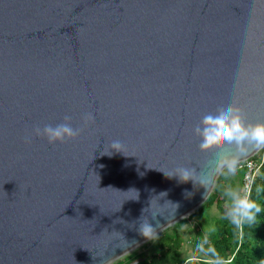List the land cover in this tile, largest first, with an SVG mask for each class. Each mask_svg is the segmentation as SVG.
<instances>
[{
  "label": "water",
  "instance_id": "95a60500",
  "mask_svg": "<svg viewBox=\"0 0 264 264\" xmlns=\"http://www.w3.org/2000/svg\"><path fill=\"white\" fill-rule=\"evenodd\" d=\"M221 97L264 120V0H0V264H113L149 241L143 216L159 233L187 219L215 184L157 168L192 158ZM66 115L78 137L25 142Z\"/></svg>",
  "mask_w": 264,
  "mask_h": 264
},
{
  "label": "clouds",
  "instance_id": "9594fccd",
  "mask_svg": "<svg viewBox=\"0 0 264 264\" xmlns=\"http://www.w3.org/2000/svg\"><path fill=\"white\" fill-rule=\"evenodd\" d=\"M207 95L206 93L205 96ZM94 119L95 116L92 112L86 113L83 117L85 124L93 122ZM81 131L82 128L72 126L71 117L66 115L61 123L46 124L43 128L36 127L32 134L25 137V142L30 143L32 135L44 136L49 144L65 142L78 137ZM194 132L192 158L169 169H157L162 171L166 177L175 178L178 183H183L185 180H191L192 186L202 183L204 189L215 184L218 176L224 177L226 182L220 186L225 200L224 218L238 229L246 224H256L258 214L264 209L251 198L250 192L233 184L230 178L238 173L243 158L251 148L264 147V120L254 122L248 120L240 105L221 97L215 102L206 100L202 103L194 120ZM213 142L223 143L205 161L201 162L198 159L200 146L210 145ZM124 148V142L120 139H113L109 142V149L127 155ZM106 153L113 154L109 150ZM130 190L135 192V196L130 198L138 200L139 190ZM188 191L189 189H184L185 193ZM165 196H167V191H162L155 197H159L160 200V197ZM152 198L150 206L145 208L144 212L146 209L152 208ZM159 200L158 203L161 206L167 202L169 207L166 211L169 214H175L179 202L166 200L161 204ZM150 215L152 218H156L157 215H164V213L154 211ZM158 224L159 221L157 225H153L148 216H143L138 231L147 240H156L159 238ZM195 248L202 253H212L215 257L212 264H224L223 258L212 247L208 234L196 241Z\"/></svg>",
  "mask_w": 264,
  "mask_h": 264
},
{
  "label": "trees",
  "instance_id": "16d2710c",
  "mask_svg": "<svg viewBox=\"0 0 264 264\" xmlns=\"http://www.w3.org/2000/svg\"><path fill=\"white\" fill-rule=\"evenodd\" d=\"M263 149L256 159L262 158ZM240 171L244 174V170L240 169L238 173ZM237 174L230 180L242 187L243 175L238 178ZM225 182V178L219 176L212 193L196 212L159 233L158 239L151 240L149 245L143 247L145 251H132L114 264H130L135 261H139L138 264H212L215 259L212 253H202L195 248L196 241L205 234L209 235L212 247L223 258L224 264H264V210L258 214L256 224L236 228L223 215L225 200L220 186ZM250 195L264 209V156ZM213 206L220 215L213 220L214 231L207 232L198 223V217ZM188 242L192 244L190 252L185 249ZM187 252L190 256H187Z\"/></svg>",
  "mask_w": 264,
  "mask_h": 264
},
{
  "label": "rangeland",
  "instance_id": "374dc122",
  "mask_svg": "<svg viewBox=\"0 0 264 264\" xmlns=\"http://www.w3.org/2000/svg\"><path fill=\"white\" fill-rule=\"evenodd\" d=\"M261 151V150H260ZM259 151V152H260ZM259 152H258V154H259ZM242 175H243V172L242 171H240L238 174H237V176H238V178H241L242 177ZM219 211L217 210V208L216 207H211L206 213H204L203 215H201L200 217H198V223H200V226L202 225L203 226V228L205 229V231H207V232H211V231H214V229H215V226H214V219L215 218H218L219 217ZM205 217H206V219H205ZM189 240H191V238H189ZM150 241L151 240H149L148 242H146V243H144L143 245H141L139 248H137L136 250L137 251H145V249L143 248V247H145V246H147V245H149V243H150ZM185 249L188 251V252H190L189 250L191 249L192 250V244H190L189 242L185 245ZM135 251V250H134ZM187 252V253H188ZM127 256V255H126ZM187 256H190V254L188 253V255ZM125 257V256H124ZM123 257V258H124ZM122 259V258H121ZM121 259H119V260H121ZM119 260H117V261H119ZM116 261V262H117ZM115 263V262H114ZM113 263V264H114Z\"/></svg>",
  "mask_w": 264,
  "mask_h": 264
},
{
  "label": "built area",
  "instance_id": "2783aa9c",
  "mask_svg": "<svg viewBox=\"0 0 264 264\" xmlns=\"http://www.w3.org/2000/svg\"><path fill=\"white\" fill-rule=\"evenodd\" d=\"M257 154L247 159L246 161L242 162L241 167H240L241 170H244L243 179H242V188L246 189L250 193L252 190V185H253L255 175L257 171L259 170V168L261 167L262 162H263L264 153L262 154L263 156L261 159H256Z\"/></svg>",
  "mask_w": 264,
  "mask_h": 264
}]
</instances>
